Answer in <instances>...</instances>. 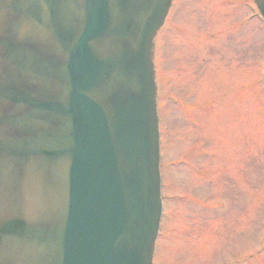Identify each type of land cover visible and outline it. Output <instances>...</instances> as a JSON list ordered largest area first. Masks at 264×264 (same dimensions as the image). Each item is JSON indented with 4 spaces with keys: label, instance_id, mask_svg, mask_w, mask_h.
Returning a JSON list of instances; mask_svg holds the SVG:
<instances>
[{
    "label": "water",
    "instance_id": "1",
    "mask_svg": "<svg viewBox=\"0 0 264 264\" xmlns=\"http://www.w3.org/2000/svg\"><path fill=\"white\" fill-rule=\"evenodd\" d=\"M171 2L0 0V264H152Z\"/></svg>",
    "mask_w": 264,
    "mask_h": 264
},
{
    "label": "rangeland",
    "instance_id": "2",
    "mask_svg": "<svg viewBox=\"0 0 264 264\" xmlns=\"http://www.w3.org/2000/svg\"><path fill=\"white\" fill-rule=\"evenodd\" d=\"M245 1L178 0L158 37L155 264H264V22Z\"/></svg>",
    "mask_w": 264,
    "mask_h": 264
}]
</instances>
